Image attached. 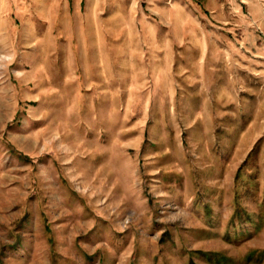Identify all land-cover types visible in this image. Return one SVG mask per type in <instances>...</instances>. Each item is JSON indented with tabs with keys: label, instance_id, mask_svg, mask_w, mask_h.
<instances>
[{
	"label": "rangeland",
	"instance_id": "1",
	"mask_svg": "<svg viewBox=\"0 0 264 264\" xmlns=\"http://www.w3.org/2000/svg\"><path fill=\"white\" fill-rule=\"evenodd\" d=\"M260 11L0 0V264H264ZM182 28L194 34L176 63L192 79L174 102ZM221 95L231 113L194 117ZM251 119L262 131L247 132Z\"/></svg>",
	"mask_w": 264,
	"mask_h": 264
},
{
	"label": "crops",
	"instance_id": "2",
	"mask_svg": "<svg viewBox=\"0 0 264 264\" xmlns=\"http://www.w3.org/2000/svg\"><path fill=\"white\" fill-rule=\"evenodd\" d=\"M256 16H257V18H255V19H257V20H259V21H264V13H262L261 11L260 12H258V13H256ZM122 27V26H121ZM138 31V30H137ZM124 32H126V33H129L128 34V36L129 37H131V36H135L136 34H135V29H120L119 30V33L120 34H122V33H124ZM141 33L142 34H140V37L142 38V37H144L145 35H147V31L146 30H144V31H141ZM180 34H178L179 35V37H180V39H178L176 42L177 43H179L180 45L178 46V48H176V50L174 51V57H173V63L171 64V62H170V66H169V69H172V67H173V69H174V72H169V74L170 75H173V74H175L176 75V73H175V69L177 70V68H179V71H178V77H177V75H176V81H174V83L172 84V91L174 92V97H173V100H174V102L177 100V98H178V92L179 91H177L178 89H177V87H176V85L179 83V81H178V78H185V77H187L186 79H192V77H190V72H189V68H188V65L185 63V62H180L181 64L180 65H178L176 62H177V59H178V57H179V52H178V50H181V48H183L182 46L183 45H186V43H187V38L189 37V36H191V35H193L194 33H193V30H188V29H185V28H182V30L179 32ZM145 34V35H144ZM148 35H149V32H148ZM197 36H199L200 38H201V36L203 37V39L201 38L200 39V41H201V55H200V65H201V62L203 61V59L205 58V56L206 55H208V52L210 51V49H209V51H208V46H206V41H204V38H207L208 36H210V34H205V33H203L202 35H200V34H197ZM150 43H153V40L151 41V42H149V44ZM233 45H232V47L231 46H229V48L232 50V52H233V50H234V46H235V44L234 43H232ZM214 47H215V51H214V58H215V60H219V59H225L226 57H228L229 56V58H231L232 59V56H230V53H228V56H226V52H224V50L222 49V47L221 46H217V45H213ZM182 53V52H181ZM183 54V53H182ZM220 55H222V57H219ZM181 56V55H180ZM181 58H182V56H181ZM184 59V57L182 58V60ZM231 61V60H230ZM219 67V62H215V63H213V65L211 66V68L213 69V71H217L218 68ZM167 91V90H166ZM176 92V93H175ZM180 93V92H179ZM183 95V94H182ZM183 99H186V98H184V95H183V97H182ZM225 97H223L222 95L219 97V99H218V102H221L220 103V106H217V107H213L210 111H205V110H201V112L199 113V114H196L194 117H199V116H203V118L205 117V116H210V117H216V116H221V117H223V115L224 114H222V112H226L227 110H229V109H227V108H221L222 107V103H224L225 101V99H224ZM205 111V112H204ZM230 111V110H229ZM230 113H231V111H230ZM247 113H250L251 114V116H249V117H254V118H256V117H258V114H257V112H255V113H253V112H251V111H248L247 110ZM258 121H260V120H258ZM216 123V120L215 119H213L212 120V123H213V126H215V123ZM256 121L254 120V121H252V119H251V121H247V132L249 133L250 132V134L252 133V132H260V131H262L261 129H259L258 128V130H257V127H256V124H254ZM205 131H207V129H205ZM254 142V141H253ZM250 144H256V142L255 143H252V140H251V138H249V141H248V143H247V149H250L251 148V145Z\"/></svg>",
	"mask_w": 264,
	"mask_h": 264
}]
</instances>
